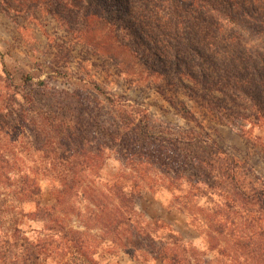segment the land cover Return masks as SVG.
Returning a JSON list of instances; mask_svg holds the SVG:
<instances>
[{
  "label": "trees",
  "instance_id": "obj_1",
  "mask_svg": "<svg viewBox=\"0 0 264 264\" xmlns=\"http://www.w3.org/2000/svg\"><path fill=\"white\" fill-rule=\"evenodd\" d=\"M14 1L49 12L125 73L138 67L150 79H192L194 69L212 66L236 90L254 93L264 118V47L250 56L243 44L244 34L264 41V0ZM236 46L245 48L240 63ZM41 95L25 94L21 102L18 94L0 97V136L15 138L0 141V264H98L119 254L137 264L149 256L167 264H214L203 258L207 252L217 264L222 258L264 264V186L244 179L243 165L227 152L213 144L198 153L191 148L201 144L198 137L157 134L122 101L95 100L93 112L80 94ZM24 131L35 140L17 144ZM110 162L117 164L112 172ZM44 181L55 191L50 208L39 199ZM159 188L174 194L180 212L202 220L208 251L179 235L159 236V221L137 211V200ZM28 205L35 210L26 211ZM68 214L85 224L65 226ZM52 217L54 226L36 235L24 228V219Z\"/></svg>",
  "mask_w": 264,
  "mask_h": 264
},
{
  "label": "rangeland",
  "instance_id": "obj_2",
  "mask_svg": "<svg viewBox=\"0 0 264 264\" xmlns=\"http://www.w3.org/2000/svg\"><path fill=\"white\" fill-rule=\"evenodd\" d=\"M243 44L250 56L257 48L264 47V41L254 38L249 41L245 34ZM236 47V51L240 49L237 59V63H240L245 48ZM4 69L11 75L12 81L7 79ZM140 70L136 67L123 72L110 56L96 54L80 43L49 12L36 8L24 9L14 0H0V97L18 94L17 100L21 102L25 94H32L35 98L41 97V94H80L93 112L96 109L95 100H102L105 105L108 98L125 102L139 112L140 118L146 116L153 132L169 137H198L201 144L191 147L198 153L204 152V148L211 149L215 144L243 165L241 171L244 179L257 187L264 186V118L260 117L253 102L254 93L251 94L248 89L245 92L236 90L234 83L229 85L223 73L208 65L194 69L192 79L176 75L169 80L150 79L146 74L141 75ZM27 76L31 77L32 82L25 84L24 78ZM236 78L241 84L242 79ZM38 82L45 85L41 86ZM87 98L91 104H88ZM18 110L15 105L11 107V112ZM104 112L108 113L107 110ZM103 120L110 122L107 117ZM20 134L17 144L35 140L29 131ZM9 140L15 138L0 136L2 142ZM116 167L117 164L110 162L107 170L112 172ZM41 187L40 203L50 208L55 205V191L45 181ZM174 201L175 196L171 191L159 188L142 195L137 200L136 209L144 215L145 220L159 221L162 227L157 228L159 236L168 232L179 235L185 243L192 244L200 251H208V242L200 227L202 220L195 221L193 217L180 212ZM80 204L78 208L85 211V204ZM66 208L69 209V206L64 205L63 210ZM25 210L34 211L35 206H25ZM66 216L67 227L85 224L83 218L77 219L70 214ZM54 219L52 217L50 222L46 219V223L40 219L37 222L24 219V228L35 230L31 234L36 235L45 226H54ZM206 255L204 259L217 264L215 253L207 252ZM225 259L222 258L219 264H228ZM47 264L56 262L52 260ZM98 264L137 263L119 254L114 257L105 255L98 260ZM139 264L167 263L160 259L150 260L149 256L140 259Z\"/></svg>",
  "mask_w": 264,
  "mask_h": 264
}]
</instances>
